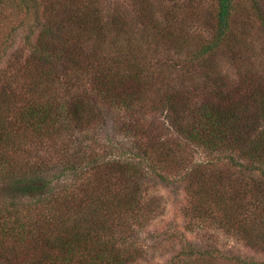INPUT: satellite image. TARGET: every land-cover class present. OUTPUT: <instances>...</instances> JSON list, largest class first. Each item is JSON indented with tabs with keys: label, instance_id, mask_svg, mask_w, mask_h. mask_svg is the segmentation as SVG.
I'll use <instances>...</instances> for the list:
<instances>
[{
	"label": "trees",
	"instance_id": "obj_1",
	"mask_svg": "<svg viewBox=\"0 0 264 264\" xmlns=\"http://www.w3.org/2000/svg\"><path fill=\"white\" fill-rule=\"evenodd\" d=\"M157 185L264 264V0H0V264H141Z\"/></svg>",
	"mask_w": 264,
	"mask_h": 264
},
{
	"label": "rangeland",
	"instance_id": "obj_2",
	"mask_svg": "<svg viewBox=\"0 0 264 264\" xmlns=\"http://www.w3.org/2000/svg\"><path fill=\"white\" fill-rule=\"evenodd\" d=\"M189 157V156H186ZM202 158L199 153H193L194 158ZM188 161V159H187ZM153 195L157 198L160 208L157 211L155 220L147 228L143 235H147L148 251L141 264H165L170 255L181 246L182 238H190L203 244H215L228 252H236L243 256L248 255L260 258L259 253L243 245L242 241L236 240L223 234L220 231H209L206 228L192 226L191 221L182 212V194L174 187L152 186ZM206 264H237L232 261L214 258L206 261Z\"/></svg>",
	"mask_w": 264,
	"mask_h": 264
}]
</instances>
